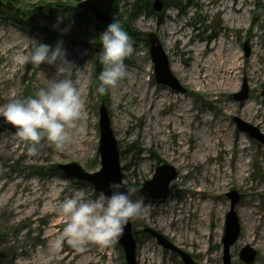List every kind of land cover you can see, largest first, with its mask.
Wrapping results in <instances>:
<instances>
[{"label":"rangeland","instance_id":"obj_1","mask_svg":"<svg viewBox=\"0 0 264 264\" xmlns=\"http://www.w3.org/2000/svg\"><path fill=\"white\" fill-rule=\"evenodd\" d=\"M4 1L12 2L14 9L10 11L0 6V35L4 36L0 40V107L13 99L33 96L39 88L48 86L52 79L68 77L75 83L83 76L84 80L88 79L89 86L84 96L85 116L78 125H82L89 133L85 137L90 141L94 137V141L90 143L88 151L73 147V142L66 145L64 151H56L46 141H42L39 153L32 156L18 141L14 132L0 131V264H39L40 255L49 249V240L54 239L64 227L61 218L50 209L58 207L74 190L83 189L90 199L102 194L89 182L76 180L58 168L60 163L77 162L89 172L99 169L102 103L108 109L118 142L124 181L130 187L137 185L131 188V198L143 201L142 215L132 219L138 239V264H185L177 252L165 249L154 236L144 232L146 227L165 235L172 243L189 253L196 264H224L223 239L232 204L228 193L233 190L240 196L235 211L241 231L230 249L231 264H249L240 257L246 246H251L257 252L251 264H264V250L250 241L240 240L245 230L242 210L249 203L257 211L264 210V164L261 162L264 143L241 131L235 120V117L241 118L264 134V0H164L166 9L163 12L157 13L150 8L138 15L134 10L136 0H115V14L111 22H119L121 17L120 22H127L123 28L133 41V52L124 60L126 78L104 95H99L96 89L99 83L98 71L103 70L97 58V43L100 33L105 29L96 26L91 12L78 13L61 8L63 4L76 5L78 0ZM13 32L21 37L20 47L28 42L25 45L27 50L22 54L23 62L14 61V52H6L5 46L10 44L7 38L13 37ZM150 32L158 34L169 59L176 60L178 69L172 66L171 69L186 88L185 91L173 89L156 80L147 40ZM60 40L63 45L78 51L72 66L67 68L64 75L55 72L46 77L48 74L45 75L44 71L48 64L35 67L26 62L34 42L45 43L54 48ZM224 47L227 49V56L233 52L238 54L239 66L244 69L238 75L232 74V84L235 87L222 93L217 88L213 92H207L205 83L193 85L191 81L194 75L200 74L202 59L210 58L213 61ZM55 68L57 69L56 66ZM220 76H223L222 73L218 74ZM245 82L249 88L248 98L237 100L235 94L242 90ZM140 85L146 88L145 93L155 96L154 99L161 95L167 98L156 112L152 108L142 117L137 115L141 107ZM221 85L219 83L216 86ZM125 91L127 94L124 97ZM159 100L155 101L156 106ZM119 103L122 106H118ZM185 103H188L189 111L182 107ZM245 103H254L255 111H259V114L252 116L227 109L228 106L235 107ZM181 109L193 114L188 122L189 134L182 137L175 132L168 133L166 145L149 141L148 135L151 134L156 115L169 116L171 120L167 121V125L172 130L170 123H185L186 117H176V112ZM112 118L116 119L117 125L113 124ZM205 118L208 120L205 124L207 132L212 135L218 132V137L212 140L214 146L208 143L204 152H201L206 153L204 157L201 156L204 160V165L201 166L193 159L203 137L198 128H203ZM119 126L121 131L118 130ZM182 138L184 145L180 144ZM238 144L248 147V156L244 157L243 162L247 169L243 177L237 178L234 171L226 184H217L212 192H201V197H214L218 212L206 216L205 237L199 239V233L194 234L196 241H202L203 247L200 248V245L193 244L189 239L188 226L201 221V206L197 204L191 206L190 210L187 209L188 199L195 198V186L208 185L209 179L202 176L205 165H215L216 176L223 172L228 161L233 167L236 160L234 148ZM208 148L213 149L209 151ZM181 153L188 167L179 164ZM161 164L173 165L177 176L171 182V191L167 197L147 199L138 188L154 176L156 168ZM25 184L27 188L31 186L32 191L24 196ZM248 184L253 185L251 190H248ZM24 197L36 208L35 213L24 214V205L20 206ZM44 197L48 198L43 200ZM258 203L261 205L256 208ZM181 211L183 213L180 214ZM162 212L164 215H161ZM166 215L172 220L175 218L173 224L167 223ZM213 227L217 233L211 236L209 232ZM260 230L261 228L258 229ZM141 249L148 250L152 255L146 259L144 256L138 259V251ZM51 252L52 256L58 258L68 255L59 264H82V258L74 259L77 253L90 256V264H127L124 250L117 240L104 248L90 244L84 252H77L65 243L59 252Z\"/></svg>","mask_w":264,"mask_h":264},{"label":"clouds","instance_id":"obj_2","mask_svg":"<svg viewBox=\"0 0 264 264\" xmlns=\"http://www.w3.org/2000/svg\"><path fill=\"white\" fill-rule=\"evenodd\" d=\"M99 42L101 50L97 58L103 70L96 91L104 95L126 78L124 60L133 52V41L121 23L113 21L100 33ZM66 55L62 40L54 48L34 42L26 62L35 67L56 66L58 72L71 65ZM0 118L14 126L18 141L29 155L39 153L42 141L56 151H64L74 139L69 129L84 118L82 93L71 78L52 79L33 96L13 99L0 107ZM108 189L110 194L102 193L95 199L88 198L83 189L74 190L58 207L50 209L64 224L62 231L49 240L50 250L59 252L65 243L77 252H84L90 244L107 247L122 236L130 220L142 215L143 201L131 198L133 190L120 182L110 183Z\"/></svg>","mask_w":264,"mask_h":264},{"label":"bare ground","instance_id":"obj_3","mask_svg":"<svg viewBox=\"0 0 264 264\" xmlns=\"http://www.w3.org/2000/svg\"><path fill=\"white\" fill-rule=\"evenodd\" d=\"M239 9H237L238 11ZM14 33V32H13ZM3 35H0V40L3 38ZM10 42L9 45L5 46L6 48V52H14V55H16V58H13L14 61L17 62H23L24 61V57L22 56L23 52H25V50H27V47L25 45H27L28 42H25L24 46L22 45V47H20V42L21 37H19V35L17 34H13V37H9L7 38ZM1 42V41H0ZM63 48L66 50V58L69 62H71V65H66L63 69H61L60 71H58V75H64V73H66L67 68L71 67L74 59L78 53L77 50L68 48L67 46L63 45ZM227 49H224L216 56V58L212 61L210 58L207 59H202V63L200 64L201 70H200V74L194 75L193 76V81H191V83L195 86H198L201 83H205V86H207L206 91L207 92H213L215 91V89H219L220 92L225 93L228 92L230 89L234 88L235 86L232 84L233 81V73L235 75H238L241 73V71H243L244 69L239 66L238 63V54L237 53H231L229 56H227L225 54V51ZM223 53V54H222ZM29 55V53L27 54ZM170 65L173 68H177V62L174 58H170ZM218 68V69H216ZM236 69V70H235ZM55 70V71H54ZM235 70V71H234ZM229 71V72H228ZM45 75L48 74L46 77H49V75H53L55 72H57V69L55 68V66L49 65L48 68H46V70L44 71ZM228 72V73H227ZM223 76L218 77V74H221ZM248 74V73H247ZM45 77V78H46ZM250 79L252 77V74L249 75ZM221 83L222 85L220 87H217L216 85ZM74 85L81 91L82 93V99L83 102L84 101V96H85V90L88 88L89 83H88V79L85 78V80L83 79V76H81V79H78ZM139 90L140 92H142V97L140 98V102H141V107L140 109L137 111V115L138 116H143L147 111H149L150 109L154 108L155 112L157 111L156 109H158L159 105L162 103V101H167V98L165 95H161L158 96L157 99L159 100V104L156 106L155 101L157 99H154L155 96L149 94L148 92H146V88L143 85L139 86ZM126 91L124 93V97L126 95ZM145 94V95H144ZM118 106H122V103H119ZM182 107H186V111H189L190 108L188 107V103H185L184 105H182ZM227 109L229 111H235V112H242L243 114L246 115H252L254 114V116H257L259 114V111H255L256 106L254 103L251 104H247L245 103V105H239V106H228ZM84 113H85V108H84ZM176 117H178L179 119H181L182 117H186L185 119V123L184 122H172L170 124H172V130H169V126L167 125V121L171 120V118L169 116H164L162 117L160 114H157V118L155 121L154 126H152V131L151 134L148 135L149 137V141H155V142H161L162 144H167V139H166V135L168 133H172L175 132L178 135H181L182 137L186 136L189 134V131L187 130L188 127V122L191 121L193 114L191 113H185L184 109L178 110L176 112ZM85 116V114H84ZM113 119V124L117 125L116 119ZM79 122V121H78ZM78 122L76 124V127L73 129H69V131L72 133L74 139H73V147H76L82 151H88V147L90 146V143L94 141V137L91 138V141L86 138L85 136H87L89 133L86 132V129L83 128L82 125H78ZM204 122V126L201 129L200 127L198 128L200 130V133L202 134V142L200 143V145L198 146V150L194 155V159L193 161H198V163H200L201 166L204 165V160L202 159V157H204L206 155V153H201L204 152V149L206 148V145L208 143H210L211 145L214 146V143L212 142L213 138H217L218 137V132H216L215 134H210L207 132V128L205 126V124L208 123L207 118L203 119ZM119 131L122 130V128L119 126L118 128ZM79 136H84L82 138H80ZM78 137V138H77ZM77 138V139H76ZM76 139V141H75ZM181 145H184V140L183 138L181 139L180 142ZM75 145V146H74ZM85 147V148H84ZM209 147V146H207ZM209 151H211L213 148H208ZM198 153H200V155H198ZM234 153L236 154V160L234 161L233 167H231V163L230 161H228L225 165H224V170L223 172H221V174H219L218 176H216V170L217 168L215 167V165L210 164V165H205L204 169H203V178L204 179H209L208 185H203V184H198V186L194 187V193L195 198L194 197H190L188 199V206L187 209H191V206H195V205H199L201 206V214H202V218L201 221H197L195 224L196 225H189L188 229L190 230V234H189V239L191 241H193V244H198L200 245V248H202V241H196L193 236L196 232L199 233L198 238L202 239L203 237L206 236L207 234V222H206V216L210 215L211 213H217L218 209H217V204H215V201L213 200L214 197L210 198L211 196L209 195H205V197H201V192L206 193L207 191L212 192V190H214L216 188V185H223L226 184L227 180H230V176L231 174L235 171L237 178H242L243 177V173L245 172L246 168V163L244 162V157L248 156V147H246L243 144H238L237 147L234 148ZM241 153V155H240ZM182 157V159L180 160V165L185 164L186 167L187 166V162L186 160H184V155L183 153H181L180 155ZM202 156V157H201ZM261 162L264 164V157L261 159ZM228 166V167H226ZM188 175V173H187ZM211 177V178H210ZM26 185V184H25ZM33 185V183H32ZM253 185H249L248 184V190H251ZM29 188H27V185L24 186V196L30 191H32L31 186H28ZM215 192V191H214ZM260 195V194H259ZM48 197H44L43 200H46ZM24 205V214L25 215H31L33 213L36 212V208H34L31 203H28L25 200L24 197V201L21 202L20 206ZM261 203H258L255 205L256 208L260 207ZM188 210V211H189ZM183 213L182 211L180 212V214ZM157 215H159V213H157ZM161 215H164V213L162 212ZM242 216L244 219V235L240 238L241 241H250L254 244H257L258 246H260L263 250H264V210H255L254 206H252L250 203L249 205H247L243 210H242ZM171 217L166 215V221L168 224H173L174 223V219H170ZM179 218L181 219L182 217L179 215ZM211 226H213V223H211ZM261 228L260 231H258V229ZM214 233L216 232V229L211 228L209 234L212 236L214 235ZM148 251V250H147ZM147 251L144 250H139V254H138V259H141V256H144V259L149 258V256H151L152 254L148 253ZM202 252V251H201ZM68 255H65L61 258L52 256V252L50 249H47L45 251L42 252V254L39 257V264H59L61 263L64 259H67ZM76 258H82L81 259V263L83 264L85 262V264H90L92 262L91 257L90 256H83L81 253H77L74 256V259ZM151 258V257H150ZM155 262V261H154Z\"/></svg>","mask_w":264,"mask_h":264},{"label":"water","instance_id":"obj_4","mask_svg":"<svg viewBox=\"0 0 264 264\" xmlns=\"http://www.w3.org/2000/svg\"><path fill=\"white\" fill-rule=\"evenodd\" d=\"M115 0H82L76 5L66 6V9L77 10L78 12L89 11L94 15L95 24L97 27L104 29L108 26L112 18L113 6ZM11 2L4 3L0 0V5H5L12 9ZM164 0H154L153 10L162 12L164 10ZM147 39L150 44V53L154 63V73L156 80L168 87L176 90L185 91L186 88L181 84L178 78L174 75L170 65L169 56L160 41L157 33L150 32L147 34ZM98 53L101 50V44L97 43ZM247 54L249 49L246 47ZM264 96V91H263ZM249 88L246 82L242 86V90L235 94L237 100H245L248 98ZM238 128L250 134L258 141L264 143V134L253 125L243 121L241 118L235 117ZM100 167L96 171L89 172L81 164L77 162L60 163L58 168L66 175L79 180L89 182L94 189L103 193L110 194L108 185L112 182H120L124 184L127 189H131L130 185L124 181L123 171L120 161V151L118 142L116 140L110 115L104 103L100 107ZM10 130L15 133L14 126L8 124L0 118V131ZM177 176V170L173 165L161 164L156 168L154 176L145 181L142 186L138 188L147 199L165 198L171 191V182ZM228 195L232 199L231 210L227 215L226 220V234L223 239L224 264H231L232 256L230 253L231 246L236 242L240 235L241 226L238 220L235 206L240 200V196L236 190L231 191ZM144 232L154 236L158 242L165 248L177 252L185 262V264H196L193 257L182 250L180 247L172 243L165 235L157 230L146 227ZM122 246L127 264H138L137 262V247L138 241L134 233L133 220L125 226L124 232L120 238L117 239ZM256 250L251 246H246L242 249L240 257L246 263H253L256 257Z\"/></svg>","mask_w":264,"mask_h":264},{"label":"trees","instance_id":"obj_5","mask_svg":"<svg viewBox=\"0 0 264 264\" xmlns=\"http://www.w3.org/2000/svg\"><path fill=\"white\" fill-rule=\"evenodd\" d=\"M4 1V0H3ZM43 1H45V0H43ZM78 1H81V0H78ZM77 1V2H78ZM152 1L153 0H136V2H135V4H134V10L136 11V15H138V13H142V11H144V9L145 10H150V8H152L151 6H152ZM70 3H72V1H70ZM141 3L143 4V5H141ZM61 4H63V3H61ZM61 6V5H60ZM114 6H115V4H114ZM2 7V6H1ZM6 8V7H5ZM61 8H64V9H66V4L64 5H62L61 6ZM114 9H113V15H112V17L114 16ZM135 15V16H136ZM132 18V17H131ZM121 19H122V17H121ZM121 19H119V22H120V20ZM133 19V18H132ZM112 23V22H111ZM121 23V25L122 26H126V24L125 23H127L126 21H125V23L124 22H120ZM129 30H131V31H133L131 28H128ZM133 33V32H132ZM134 34V33H133ZM102 72V70H99L98 71V76L100 75V73ZM96 77H97V74H96ZM132 187H137V185H133V186H131V188ZM135 235H137L136 233H135Z\"/></svg>","mask_w":264,"mask_h":264},{"label":"flooded vegetation","instance_id":"obj_6","mask_svg":"<svg viewBox=\"0 0 264 264\" xmlns=\"http://www.w3.org/2000/svg\"><path fill=\"white\" fill-rule=\"evenodd\" d=\"M164 9H166V3H165V5H164ZM136 236V235H135ZM137 238V237H136ZM174 252V251H173ZM176 253V252H175ZM182 258V257H181ZM183 260V259H182Z\"/></svg>","mask_w":264,"mask_h":264}]
</instances>
